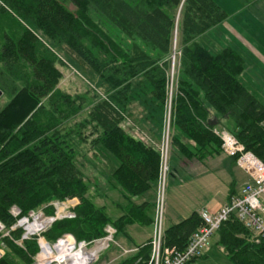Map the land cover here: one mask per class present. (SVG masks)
<instances>
[{
  "label": "trees",
  "instance_id": "obj_1",
  "mask_svg": "<svg viewBox=\"0 0 264 264\" xmlns=\"http://www.w3.org/2000/svg\"><path fill=\"white\" fill-rule=\"evenodd\" d=\"M1 1L0 89L12 97L0 112V221L7 227L16 223L10 214L13 206L22 215L41 209L52 215L50 203L67 198L80 200L76 217L53 224L44 233L50 243L65 234L92 242L105 237L108 226L129 238L130 226H153L149 211L155 204L138 205L134 199L150 192L160 174L177 14L181 43L171 103L172 148L201 162L221 154L222 141L209 119L215 114L232 121L233 137L264 162V105L239 80L243 57L232 48L212 54L195 41L227 20L216 1ZM67 4L75 11L67 10ZM93 16L129 39L130 48L117 45ZM52 52L107 97H94L88 117L72 127L79 109L64 103L56 91L61 73ZM129 120L152 142L124 129ZM88 130L92 147L102 148L118 163L108 181L109 190H119L125 202L118 218L95 203L97 196L79 159L80 141L87 142ZM234 195L231 188L229 198ZM202 226L195 212L166 229L164 249L184 251ZM21 233L14 232L16 239ZM215 236L233 264H264V240L256 243L238 220L224 223ZM150 242L137 246L138 251L121 264H150ZM7 247L0 264H34L40 252L37 239L25 241L24 249L10 241Z\"/></svg>",
  "mask_w": 264,
  "mask_h": 264
},
{
  "label": "rangeland",
  "instance_id": "obj_2",
  "mask_svg": "<svg viewBox=\"0 0 264 264\" xmlns=\"http://www.w3.org/2000/svg\"><path fill=\"white\" fill-rule=\"evenodd\" d=\"M214 1H216L227 12V20L231 21L233 26H236L234 24L240 21L241 24H248L250 30H253V34L255 36L259 35V37H263L261 35H264V0ZM2 3L3 2L0 0V5H2ZM65 7L70 12L75 11V6L72 4H67L65 5ZM93 18L96 21V24L100 26L103 31L115 41L117 45L122 47L125 51L130 48L132 42L129 39L125 38L122 34L119 33V31L112 28L105 21L99 20L95 16H93ZM176 19V29L173 37V53L170 57L171 69L169 78V111L167 115L166 126L164 129V136L160 141L161 144L159 148L160 150H162V152L164 150L166 165L169 170L166 188V212L164 220L165 229L170 226V223H168L169 221L167 219L168 216L174 218V220L176 218L177 222L184 218V215L180 214L177 208L171 210L168 208L169 195L171 196L172 194L175 198L174 201H176L179 192L183 194L185 193L186 218V215L190 213V210L199 211L200 209L205 207L207 205V202L214 196L219 195L223 197L229 192L231 188H234V190L236 191H240L246 183L250 182V178L248 177V175H246L245 172H243V170L237 164H235L236 161H232L234 160V158L228 157L224 154H222L220 158L209 159L205 163L200 162L201 166L199 169H191L188 171L187 168H185L187 170H185V175L180 172L179 168L176 169V172L173 170L171 171V152L174 149L172 148L173 137L171 129V103L178 84L181 43L179 31L177 29L179 21L178 14ZM227 20L225 22H227ZM21 23L25 26L24 22ZM25 27V29H29L28 26ZM243 36L246 37V34L243 33ZM195 41L207 48L212 54H219L230 46L229 44H227V42H229L228 37L226 36V34H224V32H222L221 28L212 29L209 32L203 34L202 36L196 38ZM52 53L56 58V67L61 73V80L59 81V84L56 87V91L60 92L63 95L64 98L62 101L64 103L71 106L72 108L74 107V109L76 110L79 109V113L77 112L78 114H76V116L72 118L69 124V126L72 127L73 125H75V123L82 122L88 117L92 104L96 102L94 100V97H96L95 99L97 101L100 99H106L107 97L102 92L98 90L96 91L94 86L91 85L86 79H84L70 65H68L60 55H57L54 52ZM2 92L3 96L0 98V112L12 100L11 96L9 97L6 92ZM49 102L50 99L49 101L45 100L46 104H48ZM209 119L216 123L215 130L217 132L227 133L228 135L233 136L229 131L233 128L232 121L220 116H216L215 114H211ZM123 127L129 133L143 139L144 141H147L149 143L152 142L151 137L147 133L142 132L139 125L134 121H126L123 124ZM86 135L88 136L87 142L85 143L83 141H80L82 145L80 148L81 155L79 159L84 165L83 170L86 176L88 177L89 182L93 186V195L97 196L96 199H94L95 203L100 207L106 206L111 216L118 218L121 215L119 207L122 204L124 205L125 202L123 201L122 195L120 194L119 190H109L110 185L108 184V181L111 179V174L118 163L102 148L92 147L91 143L93 139L89 136V130L86 132ZM192 145L193 144H191V146ZM256 159L258 158L256 157ZM171 172H173L174 176H170ZM183 176L185 177V180H183ZM178 182L183 183L181 184ZM149 212L151 215L154 216L155 208L152 209L151 207ZM130 229L131 233L136 232L137 230L147 233L151 230L149 226L140 225H134ZM144 239L145 238L143 237H136V241L138 244L143 242ZM211 244L212 248L210 251L209 258L201 261L199 260L197 264H233L228 259L226 254L224 252H221L220 247L216 245V238H212ZM134 247V244L126 235H116L115 242L111 245L110 249L107 250V252L105 251L100 255L99 260L96 264H110L109 262L112 259H116L119 256H122L121 260L127 258V256L123 254V249H136Z\"/></svg>",
  "mask_w": 264,
  "mask_h": 264
},
{
  "label": "built area",
  "instance_id": "obj_3",
  "mask_svg": "<svg viewBox=\"0 0 264 264\" xmlns=\"http://www.w3.org/2000/svg\"><path fill=\"white\" fill-rule=\"evenodd\" d=\"M167 122V118H166ZM166 126V124H165ZM216 134L222 141V153L236 159V164L250 178L242 189L232 196L229 202L218 212L211 213L204 210L200 213L203 226L190 238L184 251L164 249V220L166 212V188L168 167L164 150H160L161 166L156 185L155 215L153 236L150 242L152 247L150 264H188L193 260L202 259L211 251V240L221 226L234 218L238 220L253 235L256 243L264 240V163L251 153L235 137L227 133ZM164 136V135H163ZM165 159V165H164ZM260 160V161H259ZM80 204L78 198L53 201L50 206L54 214L47 215L41 209L22 215L21 210L13 206L10 214L16 220L11 227L0 221V260L6 255L7 241L24 249V242L37 239L40 252L33 258L34 264H96L100 255L109 250L115 242L117 231L114 227L106 228V236L92 242H78L71 234H65L55 242H48L46 233L53 224L61 220H72L76 217L75 208ZM21 231V237L16 239L14 232ZM46 243L49 254L46 259H40L43 253L42 244ZM137 249L124 250L126 256L133 255ZM223 251V250H222Z\"/></svg>",
  "mask_w": 264,
  "mask_h": 264
},
{
  "label": "crops",
  "instance_id": "obj_4",
  "mask_svg": "<svg viewBox=\"0 0 264 264\" xmlns=\"http://www.w3.org/2000/svg\"><path fill=\"white\" fill-rule=\"evenodd\" d=\"M253 22H257V21H253ZM234 25L236 26H233L231 21L227 20V22H224L222 25H219L216 28H221L222 32H224V34H226V36L228 37L229 42H227V44H229L230 46L227 48H232L233 50L237 51L245 61L244 71L239 77L240 82L245 86V88L251 94H253L264 105V35H261L263 37H259V35L255 36L253 34V30H250L248 24H244V23L241 24L240 21L236 22ZM243 33L246 34L247 38L243 36ZM211 125H216V123L214 121H211ZM171 154H172L171 171L173 170L176 172L177 171L176 169L179 168L180 172H182L185 175V170H186L185 168H187V170L189 171L191 169H199L201 166L200 164L201 161L195 159L189 160L185 158L182 154H180L176 149H173ZM222 154L223 153L210 157L201 163H205L209 159L220 158ZM232 161L235 162L234 160ZM170 176H174L173 172H171ZM183 180H185L184 176H183ZM178 183L182 184L183 182H178ZM234 191L235 194L239 192L236 190ZM229 193L230 190L223 197L219 195L214 196L207 202V205L202 209H200L199 211L190 210V213L186 215V218H185V193L183 194L179 192L176 201H174L175 198L170 193L171 196L169 195L168 198V204H169L168 208L170 210L177 208L178 212L184 215L183 216L184 218L179 222H177L176 218L174 220V218L168 216L167 218L169 221L168 223H170V226H168V228H170L173 225L181 223L183 220L189 218L195 212L201 213L204 210H208L211 213L218 212L223 206H225L229 202L230 200ZM155 200H156V185L152 188L150 192L146 193L144 196L134 199V202L138 205L146 203L149 204L150 207L151 205L155 204ZM119 209L121 211V207H119ZM131 227L132 226L128 228V233L130 235L129 237L130 241L135 246L134 248H137V246H140L147 241H151L153 236L152 227H150L151 230L147 233L138 230L136 232L131 233V229H130ZM136 237H143L145 239L143 240V242L138 244L136 241ZM213 238H216V236H214ZM220 250L221 252H223L222 248H220ZM209 256L210 253L207 255L205 259H208ZM121 257L119 256L116 259L114 258L109 263L121 264L126 259L124 258L121 260ZM205 259H200V261ZM198 262L199 260L195 261L192 264H197Z\"/></svg>",
  "mask_w": 264,
  "mask_h": 264
},
{
  "label": "bare ground",
  "instance_id": "obj_5",
  "mask_svg": "<svg viewBox=\"0 0 264 264\" xmlns=\"http://www.w3.org/2000/svg\"><path fill=\"white\" fill-rule=\"evenodd\" d=\"M42 246V249H43V253L41 254L40 256V259H46L48 254H49V248H48V245L46 243L43 242V244L41 245Z\"/></svg>",
  "mask_w": 264,
  "mask_h": 264
},
{
  "label": "water",
  "instance_id": "obj_6",
  "mask_svg": "<svg viewBox=\"0 0 264 264\" xmlns=\"http://www.w3.org/2000/svg\"><path fill=\"white\" fill-rule=\"evenodd\" d=\"M3 96V92L2 90L0 89V98Z\"/></svg>",
  "mask_w": 264,
  "mask_h": 264
}]
</instances>
